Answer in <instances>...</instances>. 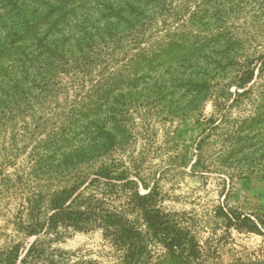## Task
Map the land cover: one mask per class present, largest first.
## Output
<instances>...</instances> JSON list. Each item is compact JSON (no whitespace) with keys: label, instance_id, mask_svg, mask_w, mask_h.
Listing matches in <instances>:
<instances>
[{"label":"trees","instance_id":"obj_1","mask_svg":"<svg viewBox=\"0 0 264 264\" xmlns=\"http://www.w3.org/2000/svg\"><path fill=\"white\" fill-rule=\"evenodd\" d=\"M231 1L0 0V133L15 127L17 119L33 130L50 124L52 129L40 138L28 132L35 143L33 173L85 179L71 189H87L98 178L130 181L124 177L129 167L119 170L115 154L129 137L134 112L198 113L214 94L216 76L232 65L241 68L235 97L248 93L253 61L234 60L237 40L219 25ZM254 60L264 76V54ZM235 97L229 103L214 99L219 121L237 103ZM209 122L217 127L214 119L197 121L205 127ZM82 194H56L47 227L56 229L64 219L77 228L97 222L120 250V264H208L196 237L158 208L149 192L135 195L139 223L92 203V197L84 209L68 211ZM221 215L228 227L264 237L263 209L261 216L236 209ZM36 234L37 229L30 230ZM153 246L161 253H153ZM39 254L32 243L26 257ZM16 259L14 254L0 264H15ZM230 264H264V249L248 262Z\"/></svg>","mask_w":264,"mask_h":264},{"label":"rangeland","instance_id":"obj_2","mask_svg":"<svg viewBox=\"0 0 264 264\" xmlns=\"http://www.w3.org/2000/svg\"><path fill=\"white\" fill-rule=\"evenodd\" d=\"M228 5L219 25L237 40L234 60L253 61L249 65L255 69L254 77L245 88L248 93L235 97L241 68L232 65L216 76L214 94L198 113L134 112L129 137L115 154L119 170L129 167L124 177L130 181L98 178L87 189H71L85 179L33 173V139L52 129L50 124L33 130V125L21 127L24 123L17 119L15 127L0 133V263L15 254V264H120V250L97 222H84L77 228L64 219L56 229L47 227L52 198L74 190L83 194L68 211L84 209L87 197H92V203L119 212L131 223L140 222L136 193L149 192L158 208L196 237L208 264L248 262L261 255L264 237L228 227L221 213L236 209L261 216L264 210V76L254 60L264 54V0H232ZM178 11L184 12L180 7ZM187 15H183L184 22ZM185 31L197 33L195 27L185 26ZM234 97L237 103L219 121L214 99L229 103ZM202 117L219 121L217 127L210 122L206 127L198 124ZM29 131L34 133L32 140L27 138ZM31 229L38 234L30 235ZM32 243L41 254L27 258ZM151 250L161 253L159 246Z\"/></svg>","mask_w":264,"mask_h":264}]
</instances>
